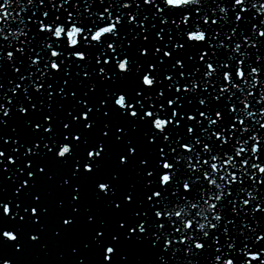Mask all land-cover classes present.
Wrapping results in <instances>:
<instances>
[{"label": "snow or ice", "instance_id": "6c2138e0", "mask_svg": "<svg viewBox=\"0 0 264 264\" xmlns=\"http://www.w3.org/2000/svg\"><path fill=\"white\" fill-rule=\"evenodd\" d=\"M41 258L264 264V0H0V264Z\"/></svg>", "mask_w": 264, "mask_h": 264}, {"label": "water", "instance_id": "95a60500", "mask_svg": "<svg viewBox=\"0 0 264 264\" xmlns=\"http://www.w3.org/2000/svg\"><path fill=\"white\" fill-rule=\"evenodd\" d=\"M51 258H52V259L55 258V253H53V256H52ZM46 259H48V258H41V262H40V264H45Z\"/></svg>", "mask_w": 264, "mask_h": 264}]
</instances>
